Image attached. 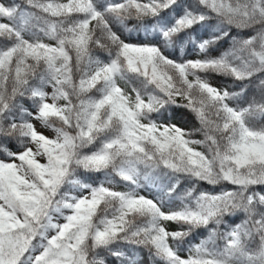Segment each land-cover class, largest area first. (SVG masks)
<instances>
[{"label": "snow or ice", "instance_id": "obj_1", "mask_svg": "<svg viewBox=\"0 0 264 264\" xmlns=\"http://www.w3.org/2000/svg\"><path fill=\"white\" fill-rule=\"evenodd\" d=\"M255 117L264 0H0V264H105L97 250L121 258L120 243L158 264H264Z\"/></svg>", "mask_w": 264, "mask_h": 264}, {"label": "trees", "instance_id": "obj_2", "mask_svg": "<svg viewBox=\"0 0 264 264\" xmlns=\"http://www.w3.org/2000/svg\"><path fill=\"white\" fill-rule=\"evenodd\" d=\"M136 27H137V22L135 20L128 22V28L129 29H135ZM125 34L128 35L129 33L126 32ZM131 35L135 36L136 33L132 32ZM93 55L99 57L101 60H106V58H107V52H105L103 49H100V48H94L93 49ZM181 55L187 56V58H196L197 53L194 50L189 51L186 49L183 53H181ZM77 76H78V74H74V79H76ZM210 79H211V82L213 83V85L218 87V88H227L230 91L231 90H238V89H236V84L228 78L213 75L212 77H210ZM121 86L122 87H128L123 82H121ZM249 88L252 89L251 93L249 94V102L253 98L259 100L258 90L254 91L255 87L252 85H250ZM178 102L182 103V101H178ZM61 103H63V101H61ZM25 107L29 108V110H31L32 105L30 102H26ZM170 112H172V114H173V119L171 120V123L177 124L179 127L183 128V129L191 131V130H193L195 125L199 126V125H197V121H196L194 115L190 111H188L187 109L173 107L170 109ZM251 123L257 127L262 126V125H264V117H255L251 120ZM193 138L194 139H203V136L200 133H196ZM200 150H203V148L201 147ZM0 158H3V157H0ZM93 175H97V174H93ZM183 186L185 188H187L190 185L184 184ZM196 187L198 190L207 191V192L219 191V186H212V185H208V184H204V183L198 184V185H196ZM117 190H126V189L118 186ZM233 219L235 220V222L239 223L240 220L243 219V215L241 213H237V216ZM170 227L175 228L176 226L170 225ZM225 230L226 229L224 226H221V228L219 229V231H221V232H223ZM207 235H208L207 229L196 230L192 235H190L188 237L189 243H186L184 245L180 254L182 256L186 257L188 255L187 249L191 245L197 244L201 240L206 239ZM218 243L222 244V241H218ZM113 247L116 250L122 251L124 253V257L117 258L116 256L112 255L111 252L100 249V250H98V253L101 255L103 254L102 259L105 261V264H158V261L156 260V258L153 257L149 253L148 249H146L143 246L134 245V244H127V243H120L118 245H114Z\"/></svg>", "mask_w": 264, "mask_h": 264}, {"label": "rangeland", "instance_id": "obj_3", "mask_svg": "<svg viewBox=\"0 0 264 264\" xmlns=\"http://www.w3.org/2000/svg\"><path fill=\"white\" fill-rule=\"evenodd\" d=\"M47 91L51 92V88L47 89ZM34 123L36 124L37 130L43 132L45 135H47L49 137H53L55 135V133L53 132L52 129L43 127V125L39 121H34ZM197 125H199L198 122H197ZM197 127H199V126H196V125L194 126V128H197ZM102 255L99 254V257L102 258Z\"/></svg>", "mask_w": 264, "mask_h": 264}, {"label": "bare ground", "instance_id": "obj_4", "mask_svg": "<svg viewBox=\"0 0 264 264\" xmlns=\"http://www.w3.org/2000/svg\"><path fill=\"white\" fill-rule=\"evenodd\" d=\"M252 86H254V87H255V85H252ZM256 90H258V89H256V88H255V90H254V91H256ZM254 91H253V92H254ZM253 92H252V93H253ZM258 92H259V90H258Z\"/></svg>", "mask_w": 264, "mask_h": 264}]
</instances>
